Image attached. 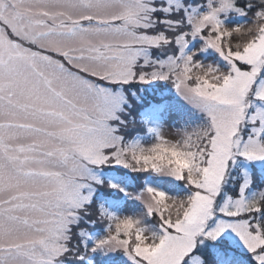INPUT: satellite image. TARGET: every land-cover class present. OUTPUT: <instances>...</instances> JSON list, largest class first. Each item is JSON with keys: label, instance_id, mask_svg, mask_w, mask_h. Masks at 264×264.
Segmentation results:
<instances>
[{"label": "snow or ice", "instance_id": "snow-or-ice-1", "mask_svg": "<svg viewBox=\"0 0 264 264\" xmlns=\"http://www.w3.org/2000/svg\"><path fill=\"white\" fill-rule=\"evenodd\" d=\"M0 264H264V0H0Z\"/></svg>", "mask_w": 264, "mask_h": 264}]
</instances>
